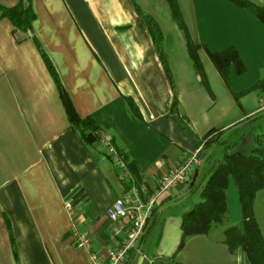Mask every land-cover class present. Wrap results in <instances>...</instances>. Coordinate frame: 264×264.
Wrapping results in <instances>:
<instances>
[{
  "label": "crops",
  "instance_id": "0c3cea01",
  "mask_svg": "<svg viewBox=\"0 0 264 264\" xmlns=\"http://www.w3.org/2000/svg\"><path fill=\"white\" fill-rule=\"evenodd\" d=\"M18 1L0 0V7ZM245 1L264 7V0ZM29 2L30 31L13 29L0 18V264H94L91 255L106 260L123 246L130 229L126 219L108 222V207L133 189L146 203L160 179L197 150L196 141L169 116L173 103L196 140L211 130L218 134L231 128L236 107L249 104L247 119L264 111V100L254 93L248 94L250 101L247 94L241 97L239 106L232 96L259 78L264 24L233 0H176L188 35L200 46L206 86L166 0ZM146 16L161 30L171 83ZM33 37L78 118H92L101 138L111 140L128 177L114 166L100 139L85 145L72 129ZM201 46L213 52L237 49L245 73L232 77L235 88L224 85ZM208 150L182 185L156 199L158 219H146L142 237L120 264L176 262L184 248L181 215L198 202L164 212L193 193L205 175ZM154 225L161 230L158 243L153 252L150 247L144 252ZM79 235L87 237V249L76 246ZM242 253L230 254L235 264Z\"/></svg>",
  "mask_w": 264,
  "mask_h": 264
},
{
  "label": "trees",
  "instance_id": "16d2710c",
  "mask_svg": "<svg viewBox=\"0 0 264 264\" xmlns=\"http://www.w3.org/2000/svg\"><path fill=\"white\" fill-rule=\"evenodd\" d=\"M29 1L30 0H19L17 5L11 8L0 7V18L7 19L13 26V29L25 32L30 31L34 15H32L33 13ZM166 1L169 5L168 9H170L171 17L174 20L173 22L177 24L179 30L183 33L182 35L184 36L186 43L185 48H187L190 61L205 82L202 66L198 60L199 57L197 53L200 46L195 44L191 40L190 35H188L189 33L184 22H182L183 20L176 0ZM233 1H235L240 7L245 6L252 11L257 19L264 24V7L259 8L258 6H251V4L245 0ZM144 21L149 31V36H151L155 49L159 55L165 75L171 83V72L162 49L161 30L152 18L146 16L144 17ZM32 41H34L35 46L39 51L38 53L41 55L45 67L52 77L51 79L55 82L57 93L59 94L67 116L66 118L72 129L78 132L83 144L91 145L94 142H98L101 138L98 126L93 122L92 118H78L70 105L66 93L63 92L64 89L61 86L59 79H57L58 76L53 69V66H51L52 64L49 62L47 55L44 54L45 52L39 47L34 37ZM201 47L205 50L209 58L208 60L211 61L217 71L216 73L219 74L224 85L228 89L231 88L230 85L233 76H240L245 73V66L242 60L239 59L240 56L234 46L226 47L218 52H213L204 46ZM260 71V79L253 84L252 87L235 94L232 92L233 99L238 106L240 105V97H243L246 94L248 95L249 93H254L257 98L264 100V66L260 67ZM130 106L134 110L131 103ZM176 113V106L173 103L169 116L186 134L194 138L190 133L189 128L185 126ZM254 117L247 119L250 124L249 130L251 131L253 128H258L261 132L250 137L248 141L245 140L242 142V145H245L248 149L246 152L237 150L238 146L235 143L224 142L223 139L219 138L226 132L216 134L214 130H211L205 136L200 138V140H196L195 145L197 150L200 149L198 155L202 162L206 150L217 143L222 147L220 156L212 162L210 169L205 171V178L207 179L200 190V203L198 202L189 212L181 215V232H183V236L180 248L183 247L184 241L187 237L207 236L215 229L227 225L228 205L226 204V190L230 185H234L238 191L241 220L238 224L223 229L224 239L222 243L226 246L229 254H234L238 250L242 251L248 264H264V236L253 216V201H255L256 194L264 190V140L261 137V124L258 121V118ZM241 137L245 138L246 134ZM158 210V207L154 206L148 220L155 221V219H158Z\"/></svg>",
  "mask_w": 264,
  "mask_h": 264
},
{
  "label": "rangeland",
  "instance_id": "374dc122",
  "mask_svg": "<svg viewBox=\"0 0 264 264\" xmlns=\"http://www.w3.org/2000/svg\"><path fill=\"white\" fill-rule=\"evenodd\" d=\"M181 14V13H180ZM261 76V71H259V78ZM257 80V81H258ZM251 83V82H248ZM248 85V84H247ZM234 87V82L233 85ZM235 88V87H234ZM236 91V90H235ZM241 92V91H240ZM238 93V92H236ZM247 100H251L253 98L252 95H248ZM241 101V97L240 100ZM249 109V104L246 106L244 105V108L239 109L236 107V109L232 114V122L233 125L231 128H228L225 134L220 136L219 138L223 139L224 142H231L235 143L238 146L239 151L246 152L248 149L245 147V145H242V142L245 140H249L250 137L257 135L261 131H259L258 128H253V130H249L250 124L249 121L245 117V112ZM260 113V112H259ZM256 114L255 117L258 118V121L261 124L262 129V138L264 140V111L260 114ZM254 117V118H255ZM258 122V123H259ZM246 134V137H241ZM249 137H248V136ZM193 142L196 141L195 138H191ZM222 140V141H223ZM241 142V143H240ZM220 147L212 146L211 149H209L208 155H211L207 166L205 167V171L208 167H210V164L214 159H216L220 155ZM206 174V173H205ZM206 175H203L200 177L198 185L194 189L193 193L189 195L186 199H183V201H180L181 204H177V206H173L169 209H167L164 212V215L166 212L171 214V211H175L176 209H184L189 207L190 204L200 202V190L203 187L204 183L206 182L205 178ZM227 191V202L228 205V224L226 225V228L229 226H234L238 224L241 220V212H240V205L238 200V191L237 188L234 185H230ZM253 211H254V218L256 222L259 225V229H261V232L264 236V190L256 194L255 201H253ZM223 228L215 229L211 234L207 236H197V237H191L188 238L185 242L183 251L177 257L176 262L173 264H235V256H230V254L227 252L226 246L222 243L224 239L223 235ZM161 230L157 226H153L148 231V237H146V242L143 245L144 252L147 251L148 247H150L153 250L155 249V245H157ZM241 254L242 259L237 260V264H248V261L246 257ZM149 258H152V253L149 256ZM147 264V263H146ZM172 264V263H167Z\"/></svg>",
  "mask_w": 264,
  "mask_h": 264
},
{
  "label": "built area",
  "instance_id": "2783aa9c",
  "mask_svg": "<svg viewBox=\"0 0 264 264\" xmlns=\"http://www.w3.org/2000/svg\"><path fill=\"white\" fill-rule=\"evenodd\" d=\"M111 140L107 137L100 138L101 145L105 153L110 156L115 167L121 170L124 177H128V171L124 168L125 165L117 156V152L113 147ZM192 152L190 156L179 165L175 166L168 174H165L159 182L158 188L148 198L146 203L139 202L138 192L136 189L131 190L123 198L116 199L113 204L108 207L106 216L108 222H115L117 220L126 219L130 223V229L127 233V238L123 246L111 251L106 260H100L96 255H91L94 264H120L123 262L127 253L136 246L139 239L145 231L148 216L152 210V206L156 199L163 194V192L173 190L179 185H182L191 172L200 167L202 160L199 158L198 151ZM75 244L78 248L87 249L89 241L86 236L79 235L75 239Z\"/></svg>",
  "mask_w": 264,
  "mask_h": 264
}]
</instances>
